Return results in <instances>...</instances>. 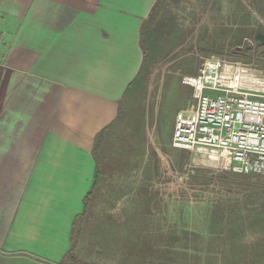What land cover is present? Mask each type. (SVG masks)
Masks as SVG:
<instances>
[{
	"label": "crops",
	"instance_id": "crops-1",
	"mask_svg": "<svg viewBox=\"0 0 264 264\" xmlns=\"http://www.w3.org/2000/svg\"><path fill=\"white\" fill-rule=\"evenodd\" d=\"M155 2L0 0V264L67 260Z\"/></svg>",
	"mask_w": 264,
	"mask_h": 264
},
{
	"label": "rangeland",
	"instance_id": "rangeland-1",
	"mask_svg": "<svg viewBox=\"0 0 264 264\" xmlns=\"http://www.w3.org/2000/svg\"><path fill=\"white\" fill-rule=\"evenodd\" d=\"M260 10L256 4L254 8L247 6L244 0H160L142 36L139 74L127 87L119 118L103 132L96 149L100 170L106 177L126 165L127 151L132 153L128 160L138 164L125 167L126 171L118 174V182L103 181L89 200L84 198L85 213L73 220V248L67 255L69 262L65 259L64 263H124L123 238H118L123 228L108 224L104 231L101 209L112 202L134 211L135 205L127 201L135 199L129 196L131 190L143 185V177L137 175H142L146 164L156 168L160 181L157 189L164 195H194L207 200L237 192L239 187L233 185L237 181L252 187L264 185V175L232 173L199 153L171 145L176 113L195 104L192 88L182 84V78L194 74L203 59L253 63L264 73V45L255 38L258 32L264 34ZM219 174L223 176L214 177ZM113 179H117L115 175ZM73 250L75 258L70 255Z\"/></svg>",
	"mask_w": 264,
	"mask_h": 264
},
{
	"label": "trees",
	"instance_id": "trees-1",
	"mask_svg": "<svg viewBox=\"0 0 264 264\" xmlns=\"http://www.w3.org/2000/svg\"><path fill=\"white\" fill-rule=\"evenodd\" d=\"M244 1L251 8L256 4L264 17V0ZM159 2L160 0L143 24L142 46L146 23L152 19ZM106 129L95 138L93 154L96 169L85 200L95 194V190L103 181L112 179L118 182L121 178L118 174L124 173L125 167L138 164L128 160L132 153L127 151L126 165L119 166L106 177L100 170L96 154L100 138ZM114 175L117 179H113ZM141 177L144 179L143 185L134 188L129 194L130 197L135 196V199L127 201L133 203L132 206L135 205L134 211H128L123 205L108 202V207H103L100 214V217L105 219L103 229L108 224L123 228V233L119 232L118 238H123L121 246L125 255L121 260L125 257L124 263L264 264V185L252 187L245 181H237L233 183L239 187L237 192L199 200L204 198L194 195H164L160 192L157 189L160 181L154 165L146 164L142 175H137V178ZM242 177L247 179L246 176ZM101 204L106 206V203ZM84 213L85 211L82 215ZM94 221L95 219L92 220ZM182 221L184 223L181 225ZM70 255L75 258V251Z\"/></svg>",
	"mask_w": 264,
	"mask_h": 264
},
{
	"label": "built area",
	"instance_id": "built-area-1",
	"mask_svg": "<svg viewBox=\"0 0 264 264\" xmlns=\"http://www.w3.org/2000/svg\"><path fill=\"white\" fill-rule=\"evenodd\" d=\"M182 84L195 104L174 118L171 145L239 174L264 175V73L253 63L205 58Z\"/></svg>",
	"mask_w": 264,
	"mask_h": 264
},
{
	"label": "water",
	"instance_id": "water-1",
	"mask_svg": "<svg viewBox=\"0 0 264 264\" xmlns=\"http://www.w3.org/2000/svg\"><path fill=\"white\" fill-rule=\"evenodd\" d=\"M255 38L260 41L263 45H264V34L263 33H260L258 32L256 35H255Z\"/></svg>",
	"mask_w": 264,
	"mask_h": 264
}]
</instances>
